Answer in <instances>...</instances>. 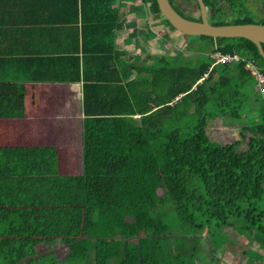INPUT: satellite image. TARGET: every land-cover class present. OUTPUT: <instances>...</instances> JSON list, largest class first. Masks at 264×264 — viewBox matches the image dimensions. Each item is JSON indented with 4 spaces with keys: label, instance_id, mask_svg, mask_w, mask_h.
<instances>
[{
    "label": "trees",
    "instance_id": "obj_1",
    "mask_svg": "<svg viewBox=\"0 0 264 264\" xmlns=\"http://www.w3.org/2000/svg\"><path fill=\"white\" fill-rule=\"evenodd\" d=\"M182 1L189 13L169 0L178 14L201 22L198 1ZM204 1L214 26H264V0L257 23L243 15L254 0ZM153 9L176 31L157 0ZM229 14L231 23L223 22ZM198 38L204 44L198 61L183 63L182 52L159 58L140 67L136 80L123 76L107 99L99 87H85L82 191L58 192L52 236L0 239V264H192L199 238L224 228L258 245L253 255L243 250L247 258L239 264H264V95H257L245 63L214 65L212 55L238 54L263 76L264 59L246 39ZM241 115L249 121L240 139L210 138L214 120ZM165 209L173 212L168 225ZM54 242L67 256L55 257Z\"/></svg>",
    "mask_w": 264,
    "mask_h": 264
},
{
    "label": "crops",
    "instance_id": "obj_2",
    "mask_svg": "<svg viewBox=\"0 0 264 264\" xmlns=\"http://www.w3.org/2000/svg\"><path fill=\"white\" fill-rule=\"evenodd\" d=\"M175 40L153 0H0V239L52 236L58 192L84 184L85 87L107 99L159 58L197 61Z\"/></svg>",
    "mask_w": 264,
    "mask_h": 264
},
{
    "label": "rangeland",
    "instance_id": "obj_3",
    "mask_svg": "<svg viewBox=\"0 0 264 264\" xmlns=\"http://www.w3.org/2000/svg\"><path fill=\"white\" fill-rule=\"evenodd\" d=\"M177 3L178 6L181 7V10L189 13L184 1L177 0ZM249 4L250 7H254V9H256L258 13L250 10L247 13H243V15L249 16L252 22L257 23L259 20V16L261 15V4L258 0L249 1ZM234 17L235 16L233 14L221 16L222 21L226 23H231ZM170 33L176 35L178 39L175 40V42L177 41L176 43L177 48L183 49L182 51L184 53L191 52L194 54L195 51L197 54L196 57L197 61L200 59L199 53H202L204 46L200 38L198 37L188 38L184 34L176 32L171 29H170ZM171 49H173L171 50L172 53L174 51V47L171 46ZM186 62L187 60L183 63ZM252 95L253 94H251L250 96ZM256 101H257L256 106H259L260 102H258V100ZM248 121L249 120H247L246 118H243V115H241V119L239 120H230L227 118L217 119L214 120V122H212L208 134L210 138L215 142L223 143V144L232 143L240 139L239 129L241 126L246 125ZM165 211L167 213V218L165 219L164 222L165 224L168 225L169 218L174 219L172 215L173 212L171 210L168 211L167 209H165ZM52 221H54V219ZM63 229L65 230V228ZM63 229L61 230V232L64 231ZM170 234L167 235L168 240L173 239L171 235L175 236L174 234L171 235ZM183 235H181V238L179 239L185 241ZM52 238H55V236ZM133 242H135V240L132 241V243ZM257 246L258 245L254 243L253 238L249 237L246 234L240 236L239 231L236 229L224 228V229H218L216 231H214L213 229L212 234H211V230H207L203 234V237L199 238L197 249L192 254V257L194 258L192 264H237L238 258L241 257V259L244 261L245 258L249 256L248 253L253 255V251L251 250V248L257 250ZM192 247H195L194 243H191L189 248L192 249ZM245 249L249 251L247 252V256H243L242 254L243 250ZM52 250L59 253L60 259L64 258L68 254L67 249L64 246L59 245L58 243L53 245Z\"/></svg>",
    "mask_w": 264,
    "mask_h": 264
},
{
    "label": "water",
    "instance_id": "obj_4",
    "mask_svg": "<svg viewBox=\"0 0 264 264\" xmlns=\"http://www.w3.org/2000/svg\"><path fill=\"white\" fill-rule=\"evenodd\" d=\"M202 13V21H192L178 14L169 0H157L161 15L179 33L192 37H211L224 39H246L252 42L264 59V26L257 24L214 26L209 21V14L204 0H197Z\"/></svg>",
    "mask_w": 264,
    "mask_h": 264
},
{
    "label": "built area",
    "instance_id": "obj_5",
    "mask_svg": "<svg viewBox=\"0 0 264 264\" xmlns=\"http://www.w3.org/2000/svg\"><path fill=\"white\" fill-rule=\"evenodd\" d=\"M214 65L229 64V63H245V69L249 71L250 75L255 80L259 93L264 94V76L260 73L252 61H246L237 54L222 53L217 51L212 56Z\"/></svg>",
    "mask_w": 264,
    "mask_h": 264
},
{
    "label": "flooded vegetation",
    "instance_id": "obj_6",
    "mask_svg": "<svg viewBox=\"0 0 264 264\" xmlns=\"http://www.w3.org/2000/svg\"><path fill=\"white\" fill-rule=\"evenodd\" d=\"M249 9H251V11H253V12H257L256 9H254V7H249Z\"/></svg>",
    "mask_w": 264,
    "mask_h": 264
}]
</instances>
